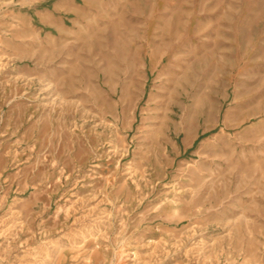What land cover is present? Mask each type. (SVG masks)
Masks as SVG:
<instances>
[{
	"label": "rangeland",
	"instance_id": "obj_1",
	"mask_svg": "<svg viewBox=\"0 0 264 264\" xmlns=\"http://www.w3.org/2000/svg\"><path fill=\"white\" fill-rule=\"evenodd\" d=\"M0 264H264V0H0Z\"/></svg>",
	"mask_w": 264,
	"mask_h": 264
}]
</instances>
